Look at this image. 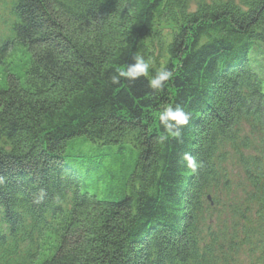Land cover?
<instances>
[{
  "label": "trees",
  "instance_id": "trees-1",
  "mask_svg": "<svg viewBox=\"0 0 264 264\" xmlns=\"http://www.w3.org/2000/svg\"><path fill=\"white\" fill-rule=\"evenodd\" d=\"M191 2L10 0L0 264H264V0Z\"/></svg>",
  "mask_w": 264,
  "mask_h": 264
},
{
  "label": "clouds",
  "instance_id": "clouds-1",
  "mask_svg": "<svg viewBox=\"0 0 264 264\" xmlns=\"http://www.w3.org/2000/svg\"><path fill=\"white\" fill-rule=\"evenodd\" d=\"M134 62L128 64L125 68L118 69L117 75L111 77L112 84H119L123 77L129 81H135L141 77L148 79V87L154 92L163 91L166 82L173 77V72L169 69L161 68L155 71V75L150 76L151 62L146 60L143 55L137 54L133 57ZM150 77V78H149ZM159 124L163 127L164 133L159 136V142H165L169 137L179 138L181 128L189 123V114L180 105H168L158 115ZM188 165L195 171L197 163L191 156L185 155ZM43 190L40 191L38 198L42 199Z\"/></svg>",
  "mask_w": 264,
  "mask_h": 264
},
{
  "label": "rangeland",
  "instance_id": "rangeland-1",
  "mask_svg": "<svg viewBox=\"0 0 264 264\" xmlns=\"http://www.w3.org/2000/svg\"><path fill=\"white\" fill-rule=\"evenodd\" d=\"M194 1L195 0H192L191 2L192 7L194 6ZM235 1H238V0H235ZM9 5H10V0H0V34L2 33L1 31L4 30V27L1 26V19L6 16ZM162 28L164 30H169V23H165L162 26ZM245 264H247V262H245Z\"/></svg>",
  "mask_w": 264,
  "mask_h": 264
}]
</instances>
